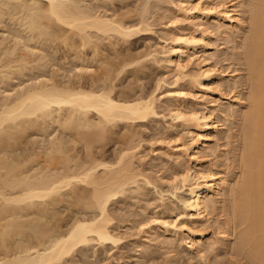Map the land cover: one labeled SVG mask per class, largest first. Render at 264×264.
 Wrapping results in <instances>:
<instances>
[{
    "label": "bare ground",
    "instance_id": "1",
    "mask_svg": "<svg viewBox=\"0 0 264 264\" xmlns=\"http://www.w3.org/2000/svg\"><path fill=\"white\" fill-rule=\"evenodd\" d=\"M79 1L85 0H33L31 4L27 0H0V21L5 16L12 18L19 15L18 25L23 26L27 32L43 41L48 39L53 41L65 36L62 38L64 40L69 37V34L65 35L67 29L70 33L72 32V35L78 36L72 38L73 45L70 47L75 46L76 39H79L78 46L83 47L87 46L86 44H89L93 37H104L105 35L110 37L111 34H114L112 36L117 35L118 39L119 37L123 39L138 33V31H151L152 24H158L151 23V19H148L151 16L146 13L150 7L148 0H143L140 3L138 1V6L136 4L137 12L135 14L139 17V19L136 18L137 21H135L136 19L129 21V17L125 18L123 15H119L118 19H115L114 16L118 15L112 16V12L111 15L96 14L93 10L79 5ZM252 1L253 4L248 9L250 16L247 17L245 0H155L157 16L164 19L160 37L167 47L164 68L167 71H174V73H170L175 74L174 81L170 83V87L173 88L165 91L161 97L164 99V107L171 124L182 126L189 131L186 141L168 138V140L162 139L163 141H161L159 139L161 141L160 149L165 156V159H162V164L170 169L171 180L164 179L163 176L158 179L176 183L173 188L184 193L180 195L179 199L183 209H188L189 216L200 220H206L226 191L232 192L233 216L238 217L244 224L236 247L245 250L256 264H264V0ZM146 14L149 16L147 17ZM120 17L122 19H119ZM247 18L249 28L245 31ZM53 25L59 28L65 27V34L63 35L64 31L60 32L62 33L60 37L56 32L58 37L54 32L56 27L53 28ZM51 37H53L52 40ZM213 37L224 44L236 43L237 38L242 37L243 42L238 44L239 40H237L236 49L244 48L243 54L248 70V94L245 95L241 91L245 85V79L234 80V77L239 74V69L235 67L229 70L230 67L227 69L224 65L223 68L220 65L227 59L224 57L226 55L223 56L224 59L219 57L216 52L208 51L209 46L214 44L210 42ZM96 38H93L94 42L92 41L95 45L91 42L88 46L92 44V47H97ZM15 41L16 44L21 42L18 38ZM216 42L214 49L216 46L218 47ZM210 43L212 45H209ZM16 44L9 47H15ZM1 46L0 48H2ZM95 47L94 52L98 50V47ZM10 48L1 50L0 57H8L12 54L14 49ZM24 48L28 51L31 50L25 45ZM158 54L154 52V49L149 50L144 54V57L135 56L136 59H133L132 62L139 64L138 62H142L145 58L144 61H146L148 57L155 62L157 61L154 59L155 55L157 57ZM16 55L19 56V54ZM26 57L23 54L19 58L21 61L11 59L10 62L6 59L4 60L7 62H3L1 58L4 57H1L0 82L10 78L9 75L14 72H21ZM19 61L20 63H18ZM150 61L152 60L150 59ZM132 62L127 63L126 61L125 66L123 62L121 67L131 65ZM192 62H195V66L199 68L197 69L198 76H196L197 72H194L195 76L183 73ZM11 63H14L15 66ZM110 63L108 62L106 65ZM80 67L79 70L82 69ZM104 67L105 71L102 70L105 72H102L104 74L103 81L111 75L113 76L114 73L118 72L119 74L120 68L108 75L106 69L112 72L115 67L112 69L110 67L113 66ZM13 68L16 69L14 72ZM85 68L84 70H86ZM9 69H12L11 73ZM190 71L193 72V70ZM181 78H186L187 81L182 80L186 82V84L183 82L184 86L190 85L197 90V94L185 91L183 83L181 85L178 82L181 81ZM99 85L83 88L79 84V87L74 85L69 87L70 84L69 86H59L53 81L51 84L39 81L35 85L21 88L20 91L13 89L12 91H15L11 93L7 92L8 90L5 93L2 88L5 94L2 100L0 99V152L2 153L0 155V170H3L2 173L0 172V264H61L60 262H64L63 259L69 257L76 248L87 245L90 241H95L98 244L118 241L111 229L112 219L107 204L117 194L124 192L129 184H134L135 181L139 182L136 180L137 177L143 179L144 183H150L133 163L134 159L143 156V144L140 139L136 138L134 130L132 132L128 129V134L130 131L132 133L129 135L128 142L117 154L116 159H112L114 162L110 163L109 161L101 162V160L91 159L90 162H86L87 165L83 164L80 167L74 165L77 168L70 169L67 166H69L72 156L66 154L69 149L67 141L55 138L54 135L48 141L47 148L44 149L47 161L50 160L49 167L45 170L36 168L39 166L38 162L35 163L36 167L32 165L34 163H31L34 170L30 171L29 166L28 169L25 167L22 169L24 160L27 159L20 158L23 151L18 147L15 150L18 149L21 154L18 153L19 159L16 154V159L20 160L22 166L19 162L11 159V156L8 159L9 155H5L11 149L13 152V144L17 141L20 142V137L25 136L29 132V128L32 127V130L39 125L38 132L45 131L47 129L45 123L56 124V127L61 128L63 132H68L65 133L66 135H69V132H74L73 139H78V142L80 141L90 148L93 143L101 146L104 132L107 133V128L115 126L119 121H123L125 124L139 125L150 117L157 116L155 103L158 98L153 91L145 95L133 94L131 96L126 93L129 96H120L121 94L114 96L112 87L108 88L109 85L104 84V86L102 83ZM246 101H248V107L243 109ZM90 115L96 117V120ZM240 118L243 121L244 135L243 176L238 183L231 185L232 174L213 170L208 157L213 156L210 158L212 160L217 157L215 153L217 148L211 142L219 140V133L225 121H236ZM27 130L28 132L25 133ZM24 133L25 135H23ZM133 135L134 139H137L136 142L132 140ZM68 138H71L70 135ZM76 139L71 142L73 141L74 144ZM154 150L151 148V151ZM11 151L10 153H12ZM86 153L89 154L88 151ZM61 157L62 160H60ZM173 162L175 166L170 164ZM55 164H61V167H55ZM98 168L102 170L99 172ZM79 183H82L85 188L88 187L87 190L83 189L84 193L81 191L83 185L78 186ZM76 186L81 190L75 189ZM62 189H68L73 195L72 198L69 193L65 192L71 200H77L82 208L92 210L94 213L88 217L73 218L69 223H66L68 226L63 231L59 228L60 226L52 230L54 222L51 220L53 219L49 218L52 222L51 226V222L46 224L47 222L44 221L48 218L42 219V217L48 213L50 204L51 206L56 204L55 200L58 198L62 201L69 199L65 196L66 194H61L64 191ZM59 194L63 198L58 197ZM75 201L73 202L78 204ZM51 211L50 213H52ZM164 213L161 210L148 218L143 217V220H140V225L144 227L142 232L154 236L155 228L162 233H175L177 228L181 229L187 233L188 240L185 244L188 250L201 253L200 256H202L201 243L199 244L201 233L193 231L182 222L178 226L172 223L171 230H169L168 226L171 222L169 223L161 216ZM140 221L138 222L140 223ZM54 226L56 227V225ZM229 226L227 225V228ZM196 235L198 239L194 238ZM222 235L225 236V234ZM8 251H12V254ZM172 251L175 254L178 253L175 249ZM148 254L147 251L143 253L142 259H145Z\"/></svg>",
    "mask_w": 264,
    "mask_h": 264
},
{
    "label": "rangeland",
    "instance_id": "2",
    "mask_svg": "<svg viewBox=\"0 0 264 264\" xmlns=\"http://www.w3.org/2000/svg\"><path fill=\"white\" fill-rule=\"evenodd\" d=\"M32 1L33 0H27L29 4H31ZM138 1L140 3L143 0H98L97 2L94 0H85L79 1L78 4L93 10V12H95L96 14L99 13L102 15H111L112 12V16L115 14L118 15L117 17L114 16L115 19H118L119 15H123L125 18L126 16L127 18L129 17V21H134L136 18L139 19L138 15L136 16L135 14V12H137L135 8H137V6L139 5L137 4ZM148 3L150 4V7L146 13L151 16L148 17L149 15L147 14L146 16L148 17V19H151V23H158L156 25L152 24L150 28L151 31H138V33L136 32V34H133L130 37L123 38L124 41L121 37H119L118 39L117 35L112 36L114 34H111V36L108 34L110 37H108L107 35H105L106 37L99 36L102 37L100 39L99 37H93L96 38L97 42H95L98 47L97 51L95 49L96 52H94L93 50L95 46H91L94 42L93 38V42L91 41L92 44L90 46L88 45L91 42L89 44H86L87 46H78L79 42L77 41L79 39H76L74 42L75 46L70 47V45H73L72 38H76L78 36L72 35V32L70 33L65 27L59 28L53 25V28L56 27V30H54L55 34L59 33V36L61 37L62 33L60 32L64 31L65 28L66 34L64 31L63 35L65 34L67 36V34H69L68 36H72L71 38L66 37L69 39L65 38L63 40L62 38L65 36L57 38L54 35L57 38V40L54 39L56 41H50L49 39L43 41L27 32L23 26L18 25L19 15H16L12 18L10 16H5L4 19L0 21V41L2 42V44L0 42V46L2 45L0 51H4L7 48L9 49V46L16 44V38L21 41L19 44H16V50L14 46V48H10L12 50L14 49V51H12L13 55L10 54L8 55V57L1 56L4 57H0L1 60L3 59V62H10L11 59H14L13 61H21V59H19L21 58V55L24 54V56H27L26 58H24L26 61L24 67L20 70L21 72H14V70L16 69L13 68L14 73L9 75L10 78L8 77V79L3 80L5 84L3 82H0V92L2 91L0 94L1 100L7 90V92L10 91L9 93L14 92L15 90L12 91L13 89H17L20 91L21 88L23 89L30 85H35L39 81H42L43 83L46 82V84H51V82L53 81L59 86H69L70 84L69 87H72L73 85L75 87H79V84L80 87L83 86V88H88L91 85L100 86L99 84L102 83L103 85H109L110 87L108 86V88L112 87L114 96H118L120 94V96H129L127 94H131V96H133V94L145 95L153 91L158 98L155 103V111L157 113V116L150 117L146 121L139 123V125H133L131 123L133 125L132 126L129 123L125 124V122L119 121L115 126L113 125L114 127L111 126L113 128L109 126L107 128L108 130L106 129L107 133L104 132V137L101 139L103 140V143L101 142V146L94 145L93 143L91 145L92 147L87 148L84 143L80 141L78 142V139L76 138L74 139H76L77 142L75 140L73 144V136H75L74 132H69V135L72 138L69 139V135H66L68 132H63L61 128L56 127V124L49 125L47 123V126V124L45 123L47 132L46 130H42V133L38 132L39 125L36 128L34 127V129L37 130H31L32 127L29 128V132L28 130L25 131V133H28L26 135L24 133L23 135L25 136H22V138L20 137V142L17 141L13 144V152L11 151V148V150L7 149L9 150V153L5 155H9L8 159H10L11 156V159H14L15 162L18 163L20 160L18 161L16 158L18 157L19 159L18 153L20 151L18 152V149L20 148V150L22 149L21 151H23L21 152L22 154L19 153L21 154L20 158L23 157L21 159L26 158L29 161L26 162L27 160H24L22 169H24V167L25 169H28L29 166V169L31 168V171L34 170L33 166L36 167L37 165H39L36 167L37 169L39 167L45 170L49 167L48 162L50 160L47 161V155L44 153V149L47 148L48 141L54 135L55 138L58 137L59 139L61 138L67 141L69 149L66 154L72 156V160L70 162L68 161V159L71 157L68 156L69 158L67 159V161L69 162V166L67 167L71 169L74 167V165H76L77 167H80L83 164L87 165L86 162H90L91 159H94L95 161L96 159L98 161L101 160V162H114L113 160L116 159L117 154H119L120 150H122V148L125 147L124 145H126V143L128 142L129 135L132 134L131 131H135L134 133L137 136L136 138L141 140V143L143 144V156H141V158L134 159L133 163H135V167H137L140 172L143 173L145 177H147L150 183H144L143 179L137 177L136 180H138L139 182L135 181L136 183H131L129 184V186L127 185L128 187L124 189V192L117 194L107 204V209L112 219L111 229L113 230L115 237L118 238V241H115L116 243L106 242L103 244H98L95 241H90L87 245L76 248L73 253H71L72 255L70 254L71 256L69 255V257L67 256L65 259H63V263L60 262L61 264H256L249 257L245 250H242L238 246L236 247L239 241V236L243 231L244 224H242L238 217L233 216L231 209L233 202L232 192L226 191L225 195L216 203L215 208L210 212L206 220H200L189 216L190 211L188 209H183L179 199L180 195L184 193L173 188L176 183L158 179L159 177L163 176L162 178L169 179V181L171 180L169 171L170 169L166 168V166L162 164V159H165V156L160 149V143L161 141H163L162 139H164V141L168 139H180L181 141H186L189 137V131L187 128H182V126H176L175 124L173 125V123L171 124L169 115L167 114V111L164 107V99L161 97V94H163L168 89L173 88L170 87V83L174 81L173 78L175 74H172L174 73V71H167L165 70L166 68H164V66L166 65V63H164V59L166 56L165 53H167V47L166 44L164 45V43L160 40V37L162 35L161 31L163 30L162 27H164V19H161L157 16L158 10L154 5L155 0H148ZM152 4L153 7H151ZM252 4V0H245L247 17L250 16V11L248 9L251 8ZM123 16L121 17L123 18ZM121 17L119 19H122ZM132 18L134 19L132 20ZM128 19L126 20L128 21ZM135 21H137V19ZM160 21L161 23H159ZM248 22L249 21L247 18V21L245 23V31L249 28ZM52 39L53 37H51V40ZM70 39L72 40V43ZM237 40H239V43L237 42ZM237 40L236 43L238 44L243 42L242 37L237 38ZM210 42L212 44H215L216 42V45H218V47L216 46V49H214L215 45H212L210 43L209 45L212 46H209L208 51L211 50L210 52H216V54H218L221 58L226 55L224 57H226L227 59L223 57L225 61L220 64L222 65V68L224 65L227 69L230 67L229 70L234 69L235 67L236 69H239L238 71L240 75H236L235 77L237 78L234 77V80L238 81L245 79V85L241 91L245 95L248 94V70L246 68V61L243 54L244 48L241 47L236 49L237 44L235 42L224 44L221 43L219 39L215 40L214 37L210 39ZM63 43L71 44L66 45ZM23 44L26 47H29L31 50L28 51L27 49H25ZM153 49L157 54L159 52L157 57L155 55L154 58L155 60L157 59V61L153 62V59L148 57L146 61H144L146 59L145 58L142 62H138L139 64H136L135 62L134 64L132 62L133 59H136V57H139V55L140 57H144V54H146L149 50L152 51ZM220 53L224 54L220 55ZM16 54H19V56ZM129 57L130 59H128ZM4 59H6L7 61ZM124 59L125 61H123ZM150 59L152 61H150ZM20 61L18 63H20ZM126 61L127 63L132 62V64L126 67H121L123 62V65H126ZM108 62H111L112 64L110 63L106 65V63ZM15 63L17 65V62ZM11 64L15 66L14 63ZM195 65V62H192V64H189L186 68L187 71L185 69L183 73H190V75L195 76V73L197 72L196 76H198L197 69L199 68ZM107 66H113L110 67L111 69L115 67L114 71L112 70V72L106 69L108 75L109 73L111 75V73L116 72V69L118 71V69L120 68V71L119 74L118 72L114 73L113 76L111 75V77L108 78L105 74L107 80L105 79L103 81L102 77L104 76V74H102V72L105 71L103 70V67L108 68ZM10 67H12V65ZM79 67L83 70H79ZM84 68L86 70H84ZM190 70H193V72ZM11 71L12 69L10 70V73ZM115 74L117 75L115 76ZM182 80L187 81L186 78H181V81H178L181 85L184 82ZM2 83L4 84V87H2ZM184 83L186 84V82ZM184 83L183 87L185 91L197 94V90H195L188 84L187 86H184ZM186 87L188 88L186 89ZM2 88L5 90V93ZM247 107L248 101L244 103L243 109ZM162 115L165 117H163ZM90 117L93 118L94 116L90 115ZM94 119L96 120V117H94ZM227 121H225L224 125H222V130L219 133V140H217L216 142H211V144L213 143L212 145L216 146L217 148L215 152L217 157L213 160L210 159L213 158V156L208 157V160L209 163L211 160L213 170L219 171L221 173H231V185H235L241 180L243 176V121L241 118L237 119L236 121L233 120L234 122ZM124 125L128 126L126 127ZM40 127L42 128V125H40ZM40 127L39 129H41ZM128 129L131 130V134H128ZM134 135L133 139H131L136 142L137 139H134ZM159 139H161V141H159ZM71 140L73 141L71 142ZM16 147H18L17 151L15 150ZM151 148L155 150L151 151ZM10 151L12 153H10ZM87 151L89 152L88 155L86 153ZM1 154L2 153L0 152V155ZM60 160H62V157ZM37 162L38 164L35 166V163ZM20 163L21 162H19V164ZM31 163H34L32 164L33 166L31 165ZM56 164L55 167H61V164ZM170 164L172 166H175L174 162ZM76 166L74 168H77ZM97 170L100 172V170L102 169L98 168ZM0 172L2 173L3 170H0ZM79 185L82 186L83 184L79 183L78 186ZM83 186L82 190L77 186L75 187V189L77 188L78 191H83V189L85 188V186ZM86 188L88 187L86 186ZM86 188L84 190H87ZM62 190L64 191H61L62 193H60L64 195L66 194L65 196L67 198L69 197L70 200L67 199L65 201L63 199L64 201H62V199L60 200L58 198V202L57 200H55L56 204L52 206L50 204L48 207V213H46V215L42 217V219L48 218L44 219V221L47 222L46 224H48V222L50 223L51 221L54 222L53 226L52 222L50 224L53 228L55 227L54 225H56V227L54 229L52 228V230H55L60 226L59 228L63 231L66 226H68L66 223H69L73 218L81 216L88 217L94 213L92 210H85L81 207L82 205L80 206V203H78L77 200L75 201L74 199H72L78 204L74 203L71 200L73 195L70 194L68 189ZM65 191L69 193V195H71V198ZM82 193H84V191ZM57 196L60 198L62 197V195L60 194ZM59 200L61 201V203ZM161 210L165 212L164 214H161V216L169 223L171 222L170 226H168L169 230H171L170 227L172 223L178 226L180 222H182L193 231L201 233V241L199 242V244L201 243L203 257L200 256L201 253L188 250L187 245L185 244V242L188 240L187 233H185L181 229L177 228L175 233H162L159 229L155 228L153 231L156 236L144 234L142 232V230H144V227L140 225V220H143V217H150L153 213H159ZM50 211L53 213V216ZM31 216H28V218H31ZM50 217L53 220L49 219ZM138 221H140V223ZM151 225L154 226V224L152 223ZM227 225H230L228 227L230 228L229 230H227ZM221 231H224V233H221ZM222 234H225V236L228 235V237H225ZM194 238L198 239L197 235ZM172 249H175L176 251H178V253L175 254ZM146 251L149 254L145 259H142V254L146 253ZM8 252H11L12 254V251ZM7 254L11 255L10 253Z\"/></svg>",
    "mask_w": 264,
    "mask_h": 264
}]
</instances>
